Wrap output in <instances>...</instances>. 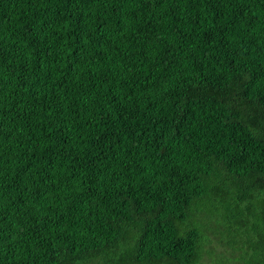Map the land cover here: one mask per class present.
Returning a JSON list of instances; mask_svg holds the SVG:
<instances>
[{"label": "trees", "instance_id": "1", "mask_svg": "<svg viewBox=\"0 0 264 264\" xmlns=\"http://www.w3.org/2000/svg\"><path fill=\"white\" fill-rule=\"evenodd\" d=\"M0 264H264V0H0Z\"/></svg>", "mask_w": 264, "mask_h": 264}, {"label": "rangeland", "instance_id": "2", "mask_svg": "<svg viewBox=\"0 0 264 264\" xmlns=\"http://www.w3.org/2000/svg\"><path fill=\"white\" fill-rule=\"evenodd\" d=\"M213 220H206L203 224L207 227V228H211V229H213L212 227L214 226L213 225ZM210 238H213L212 236L210 237Z\"/></svg>", "mask_w": 264, "mask_h": 264}]
</instances>
